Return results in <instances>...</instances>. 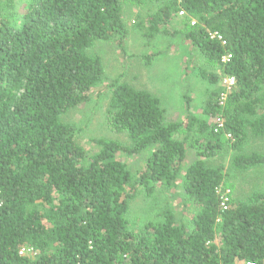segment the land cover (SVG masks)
Instances as JSON below:
<instances>
[{"label":"trees","instance_id":"16d2710c","mask_svg":"<svg viewBox=\"0 0 264 264\" xmlns=\"http://www.w3.org/2000/svg\"><path fill=\"white\" fill-rule=\"evenodd\" d=\"M128 4L151 9L134 21L148 40L182 38L212 68L199 70L211 87L201 116L187 99L171 122L160 98L107 77L95 48L126 50ZM103 92L132 144L94 139L91 154L63 116ZM251 137H264V0H0V264H264V192L223 210L214 162L229 147L236 171L264 167L245 152ZM143 154L136 176L119 160ZM142 189L181 190L187 212L133 226Z\"/></svg>","mask_w":264,"mask_h":264},{"label":"rangeland","instance_id":"374dc122","mask_svg":"<svg viewBox=\"0 0 264 264\" xmlns=\"http://www.w3.org/2000/svg\"><path fill=\"white\" fill-rule=\"evenodd\" d=\"M151 9L148 6H125V21L129 28L126 50H119L112 43H101L95 48L102 58L105 73L110 80H119L134 87L147 90L162 100L166 117L171 122L185 120L187 99L193 114L201 116L211 87L201 78L200 69H212L201 54L193 50L190 43L182 38L158 36L148 40L143 32L136 28L138 16L145 17ZM184 15H179L171 27L178 28ZM163 52L152 64H147L145 57L152 53ZM111 92H103L91 102L80 105L63 116V121L79 129L77 143L91 154L98 151L94 139H109L125 145H131L126 133L115 131L108 120V104ZM245 152L264 154V137L250 138L245 145ZM233 151L229 147L226 152L215 159V164L225 165L226 182L221 188V196L228 195L231 200L244 201L254 192H264V167L248 171H236L231 168ZM149 154L119 157L132 174L136 176L145 169ZM195 159L189 153L188 163ZM181 190L156 189L149 196L145 190L138 193L131 203L129 219L135 227L146 222L157 220L158 214L170 206L174 212L184 213ZM185 214V213H184ZM186 218V217H185ZM28 254L31 252L27 251ZM34 256V254H30Z\"/></svg>","mask_w":264,"mask_h":264},{"label":"built area","instance_id":"2783aa9c","mask_svg":"<svg viewBox=\"0 0 264 264\" xmlns=\"http://www.w3.org/2000/svg\"><path fill=\"white\" fill-rule=\"evenodd\" d=\"M180 14L181 15H185L184 12H180ZM211 37L213 39H218L219 41L223 40L222 37L218 33H212ZM228 59H229V56L225 57L224 61H227ZM223 84L228 89H231L235 85V80H234V78H226V79H224ZM222 128H223V121L222 120H217V129H216V131L221 130ZM218 193L221 195V189L219 190ZM221 199H222V203H221L222 209L223 210H227L228 206H229V203H230V198L228 197L227 194H225L223 197L221 196ZM248 264H253V263H248Z\"/></svg>","mask_w":264,"mask_h":264}]
</instances>
